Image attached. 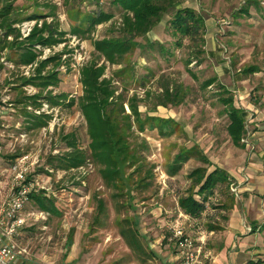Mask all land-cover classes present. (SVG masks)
Returning <instances> with one entry per match:
<instances>
[{
    "label": "rangeland",
    "instance_id": "obj_1",
    "mask_svg": "<svg viewBox=\"0 0 264 264\" xmlns=\"http://www.w3.org/2000/svg\"><path fill=\"white\" fill-rule=\"evenodd\" d=\"M111 1L4 0L12 3L22 18L35 11L43 12L44 2L54 5L60 30L66 33L77 17L100 10L113 15L110 21L95 29L89 40L66 36L67 49L73 53L63 57L69 60V71L66 67L59 69L60 83L52 90L54 95L65 94L69 99H77L81 95L79 68L89 61L103 63L98 60L91 42L120 27L118 9L110 5ZM175 2L180 9L202 18L204 31L198 41L174 32L170 22L176 8L172 7L152 22L145 34L129 41L130 51L119 66L105 64V77L111 79L116 94L126 100L135 97L140 113L138 123L132 125L127 136L137 164L130 168L121 166L113 188L104 183L98 168L92 164L68 172L50 167L49 158L66 151L64 136L73 134L79 149L86 151L84 121L76 107L49 109L41 101L40 109L29 107L26 111L50 115L51 119L40 130H28L24 106L18 103L20 98L31 97L37 90L25 86L19 92L15 87L20 77L31 74V69L16 68L6 60L7 57L15 60L13 53L0 52L1 157L11 160L7 158L29 154L32 161H38L30 177L39 179L48 189L46 197L51 198L50 193L58 196L51 198L60 213L58 217L39 211L32 203L28 206L29 212L46 215L45 220L25 229L20 240L34 261L63 264L67 262L63 257L72 255L73 264H178L174 252L162 239L168 237L172 225L180 223L182 232L201 248L199 263L210 264L215 254L205 252L214 251L223 243V229L232 210H236L238 224L251 228L250 222L256 219L255 227L259 228L254 234L239 229L244 234L239 238L251 236L244 247L246 261L264 264V0ZM32 25L33 22H23L21 32L25 33ZM210 36L213 51H210ZM62 48L63 45L45 50L41 59ZM209 79L216 82L207 89L201 88ZM166 86L179 88L181 103L158 105ZM220 86L232 95L236 108L247 111L243 148L234 147L227 135L228 119L218 102ZM124 108L130 114L127 104ZM160 122L165 123V136L156 128ZM20 134L24 135L23 139L19 138ZM185 152L192 154L176 175H168L175 157ZM201 155L208 163L200 160ZM200 167L207 173L219 168L230 176L232 183L227 189L214 190V197L199 219L183 218L177 200L191 188L189 173ZM98 201L104 209L97 216ZM124 218L136 222L143 248L139 258L120 237L117 221ZM210 225L219 230L211 234ZM70 235L72 250L67 247ZM234 242L240 241L234 239ZM235 243L234 246L238 245Z\"/></svg>",
    "mask_w": 264,
    "mask_h": 264
},
{
    "label": "trees",
    "instance_id": "obj_2",
    "mask_svg": "<svg viewBox=\"0 0 264 264\" xmlns=\"http://www.w3.org/2000/svg\"><path fill=\"white\" fill-rule=\"evenodd\" d=\"M41 5L44 13L35 11L22 18L12 3L0 0V52L4 50L12 52L15 60L11 61L8 57L6 60L12 62L16 68L29 67L31 69L28 77L22 76L18 79L19 84L15 88L19 92L25 86H32L37 90L35 95L19 99L18 104L24 106L23 114L28 122L27 129L40 130L46 127L51 119L50 115H35L26 111L29 107L40 109L41 101L46 103L49 109L62 106L76 107L86 127L88 139L86 151L80 150L76 137L69 134L62 138L66 151L60 156L50 157L48 164L53 169L67 172L92 164L98 168L104 183L112 187L114 181L118 180L121 166L130 168L137 164V158L130 151L127 136L131 134L132 125L138 123L140 113L135 97L126 100L121 94H116L117 90L112 85L111 79L105 77V64L119 66L130 51L129 41L145 34L150 24L172 7L176 8V12L170 25L181 37L198 41L204 31L203 20L187 9H180L179 3L175 0H112L110 5L118 9L120 15V27L106 37L91 42L98 60H102L103 63L89 61L79 68L78 83L81 87V95L77 99H69L65 94L54 95L52 92L60 83L59 69L66 67V71H69V60L63 57L72 54L73 50L67 49L69 40L66 36L70 35L81 41L89 40L95 29L110 21L113 15L100 10L85 14L80 18L77 17L75 19L77 22L71 25L66 33L60 30L59 20L55 13L56 7L46 2ZM23 22H33L28 32H21L20 26ZM61 45L63 48L60 52L41 59L45 50H53ZM215 82V79H209L202 83L201 88L207 89ZM219 89L222 92L220 91L218 102L224 107L228 119L227 135L234 147L243 148L245 112L234 106L232 95H229L226 89L224 90L222 86ZM181 101L179 88L166 86L162 90L158 105L163 107L168 104L177 105ZM125 104L130 114L126 113ZM156 128L161 136L167 134L164 122L157 124ZM139 130H143L141 126ZM191 154L192 152L178 154L173 165L169 167L168 175H176ZM17 156L7 159L13 160ZM200 160L208 163L202 155ZM187 178L191 183V188L185 195L178 198L177 207L191 219H199L206 211V205L214 197L216 188L227 189L232 183L230 176L219 168H214L209 173L205 168H196L189 173ZM29 199L39 211L48 213L51 217L59 216L60 213L52 199L46 197L43 191L33 192ZM103 209V203L98 201L97 216L102 214ZM117 226L120 237L128 249L137 258L141 257L143 248L135 229L136 222L124 218L117 221ZM217 230L219 229L212 225L208 227L210 232ZM254 230L255 227L252 228L253 232Z\"/></svg>",
    "mask_w": 264,
    "mask_h": 264
},
{
    "label": "built area",
    "instance_id": "obj_3",
    "mask_svg": "<svg viewBox=\"0 0 264 264\" xmlns=\"http://www.w3.org/2000/svg\"><path fill=\"white\" fill-rule=\"evenodd\" d=\"M19 138L23 139L24 135L20 134ZM37 164L38 161H32L27 153L13 160H4L0 148V264H17V259L27 253L20 244L24 230L45 220L46 215L27 210L33 192H48L38 182L39 179L30 177L31 170ZM50 196L58 198L53 193ZM167 241L175 245L178 264H199L201 248L196 247L191 238L184 236L180 227L171 230Z\"/></svg>",
    "mask_w": 264,
    "mask_h": 264
},
{
    "label": "crops",
    "instance_id": "obj_4",
    "mask_svg": "<svg viewBox=\"0 0 264 264\" xmlns=\"http://www.w3.org/2000/svg\"><path fill=\"white\" fill-rule=\"evenodd\" d=\"M210 37H211L210 51H213L214 50V42L212 41V36H210ZM241 110H243L245 112V121H246L247 111L244 109H241ZM257 205H259V203H257ZM242 211H244V210H242ZM180 216H182L183 218L191 219L190 217L182 215V214ZM259 218H260V216H259ZM255 220L250 222V225H252L251 228L250 227L246 228V226L242 225V223L238 224V222L236 220V210H235V212H233V210H232V213H231V215H230V217L226 223V226L224 227L223 232H222V234L225 236L223 243L219 244L214 251L209 249V250H207V252H205V253H207V255H210V254L214 255L215 254V256L211 255L212 257L210 260V264H249L246 261L247 259H245L246 254H245L244 247H245L247 240H249V238L251 236H247V237L245 236L244 238H239L241 236L242 237L244 236L242 231H239V229L241 227V228L245 229L248 233L253 232L252 228L255 227V225L257 224L254 222ZM177 227H180L182 229V225H180V223H175L174 225L171 226L170 230L176 229ZM135 229H136V227H135ZM258 231H259V228L256 229V227H255L253 234L258 232ZM183 233H184V231H183ZM168 234H169V232H168ZM211 234H213V232H211ZM184 236L191 238L189 235H187V233L186 234L184 233ZM234 239H237V241L238 240L240 241V242H237L238 245H236L237 243L234 242ZM162 240H163L162 243H166V246L170 250H172L174 252V254H176L175 245L172 243L170 244L168 241H166L165 236H163ZM67 241H68L67 247H69V249L71 248V250H72V248L74 247V244H72V235H70L67 238ZM69 242H70V244H69ZM234 243L236 246L233 245ZM203 255H204V250H203ZM30 257H31V255H29V253H26V254L20 256L17 259V264H42V263H39L37 261H34ZM63 258L67 260V262L63 263V264H73L75 262V259L72 255L67 256V257L64 256ZM175 259H176V257H175ZM254 262H256V261H254ZM255 264H263V263L256 262Z\"/></svg>",
    "mask_w": 264,
    "mask_h": 264
}]
</instances>
